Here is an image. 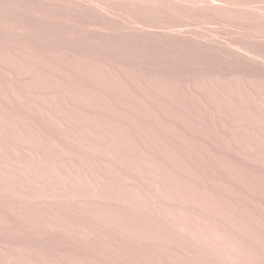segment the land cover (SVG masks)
Returning a JSON list of instances; mask_svg holds the SVG:
<instances>
[{
    "label": "rangeland",
    "instance_id": "rangeland-1",
    "mask_svg": "<svg viewBox=\"0 0 264 264\" xmlns=\"http://www.w3.org/2000/svg\"><path fill=\"white\" fill-rule=\"evenodd\" d=\"M0 264H264V0H0Z\"/></svg>",
    "mask_w": 264,
    "mask_h": 264
}]
</instances>
